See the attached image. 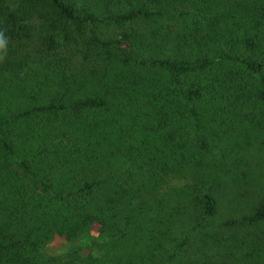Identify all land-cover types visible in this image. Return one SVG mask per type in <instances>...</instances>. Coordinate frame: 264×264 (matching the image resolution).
<instances>
[{"label":"trees","instance_id":"1","mask_svg":"<svg viewBox=\"0 0 264 264\" xmlns=\"http://www.w3.org/2000/svg\"><path fill=\"white\" fill-rule=\"evenodd\" d=\"M262 125L264 0H0V264H44L55 235H81L69 252L88 247L87 264H215L245 248L256 264L264 140L248 136ZM254 145L242 215L214 230L217 197L198 186L215 163L165 205L175 163Z\"/></svg>","mask_w":264,"mask_h":264},{"label":"rangeland","instance_id":"2","mask_svg":"<svg viewBox=\"0 0 264 264\" xmlns=\"http://www.w3.org/2000/svg\"><path fill=\"white\" fill-rule=\"evenodd\" d=\"M215 10V9H214ZM120 118H123V115H119ZM264 125H262L263 127ZM250 132V131H249ZM261 133V134H259ZM258 134V135H257ZM251 140L255 141H261L264 140V129H254V134L250 132V135L248 136ZM231 141L234 140V142L241 144L242 138L241 136H234L230 139ZM251 140L250 143L252 142ZM261 148V154H264V144L260 146ZM254 145L250 153L244 152L242 150L241 154L235 155L229 154L228 157L224 160H221L218 162V157L215 155V153L212 150L205 151L202 153V155L199 157V154L197 155V158L194 159L192 166H189L190 164L187 162L179 161L178 163H175V167L173 168V172L168 178V180L162 185V187L159 189V193H165L166 198L168 199L165 203L167 204L168 208H172L177 203L176 200L171 201L174 196H171V194L176 189H180L183 186H186V184H189L191 186H194L191 182V177L193 176L190 172L191 169H201L202 167H205L207 164L215 163L217 171L221 170L218 179L216 181L212 182L213 184H209L208 182H203L200 186H198V189L202 188H212L214 191V194L217 197L218 200V209L216 212V215L214 217V230H219V224L222 222L223 218L226 219V216L230 217H237L243 214V212L247 211L248 206L253 201V177L257 176L256 167L257 165L253 162L255 161V157L259 154L258 153V147ZM244 152V153H243ZM247 153V154H246ZM174 161V160H173ZM175 162V161H174ZM247 164V167L250 171V174L247 179H243L240 177L242 176V171H244V167ZM187 168H190L187 171ZM229 169L228 172H223L222 170ZM258 181H260V178L258 176ZM166 191H168L167 195ZM172 191V192H170ZM174 194V193H173ZM192 195L186 197L184 201L188 204L186 211L191 208L192 205H189V200L191 201ZM169 202V203H168ZM183 202V204H185ZM259 228L261 231L264 230V221L259 225ZM222 233L226 235L228 238L233 234L234 232H238L237 228H224L221 227ZM239 237L244 238L242 235L237 234ZM81 235L75 236L72 239H66L63 236L55 235L53 236V239H48L45 243L44 252L45 256H43L44 259H46V262L44 264H87V260L89 259V255H91V252L89 251L88 247H85L84 249H81L78 254L79 257L77 260H73L72 256L70 255L71 248H74L76 245H78V241H81L80 238ZM255 242L257 243L258 249L257 252L253 254L252 257H249L248 260H255L256 264H263L264 263V237L261 235L258 237V239H255ZM195 251V250H194ZM193 251V252H194ZM248 251L247 248L243 249L242 251H237L234 255H226L224 254V258L219 260L218 262H215V264H222L221 261L223 260L225 264H242L244 261V253ZM198 253L197 256L204 257L203 260H207L209 262H213V258L206 253V255L200 251L197 250ZM222 261V262H223Z\"/></svg>","mask_w":264,"mask_h":264}]
</instances>
